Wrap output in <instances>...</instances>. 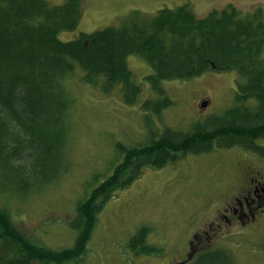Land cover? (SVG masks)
Returning a JSON list of instances; mask_svg holds the SVG:
<instances>
[{
    "label": "trees",
    "instance_id": "16d2710c",
    "mask_svg": "<svg viewBox=\"0 0 264 264\" xmlns=\"http://www.w3.org/2000/svg\"><path fill=\"white\" fill-rule=\"evenodd\" d=\"M80 0L50 5L47 0H0V183L27 194L56 181L68 170L66 151L74 99L66 83L81 71L85 85L108 93L119 86L123 101L137 102L128 56L142 58L156 99L143 107L161 115L173 102L162 81L191 79L209 70H235V103L187 132L164 128L143 144H119L122 161L77 204L71 228L74 244L60 250L31 240L6 210L0 209V252L6 264H65L85 254L97 217L117 191L138 179L145 167L162 168L186 154L238 148L264 159V9L242 15L234 6L198 17L188 4L162 8L153 16L132 12L120 27L108 26L62 41L81 21ZM254 99L249 104L248 100ZM42 187V188H43ZM147 226L127 247L158 254L147 243ZM193 264H234L224 248L201 249Z\"/></svg>",
    "mask_w": 264,
    "mask_h": 264
},
{
    "label": "rangeland",
    "instance_id": "374dc122",
    "mask_svg": "<svg viewBox=\"0 0 264 264\" xmlns=\"http://www.w3.org/2000/svg\"><path fill=\"white\" fill-rule=\"evenodd\" d=\"M47 1L62 5L67 0ZM80 1L81 21L74 31L59 35L62 41H73L80 33L90 34L108 26L120 27L135 11L153 16L162 8L188 4L202 17L226 5L235 6L242 15L256 7L264 9V0ZM127 63L141 90L135 103L123 101L120 85L108 93L101 86L85 85L79 69L67 81L66 88L75 103L69 121L67 171L27 194L3 188L0 183V208L10 213L25 234L50 249L74 244L76 234L71 222L75 208L122 161L119 144H143L151 133L160 135L166 127L185 133L235 103L240 75L235 70H211L191 79L162 81L161 88L173 105L157 115L143 107L146 99L157 97L147 79L153 69L136 56H128ZM248 103H254V99ZM261 143L264 145V140ZM263 166L264 159L255 154L229 148L188 153L162 168L145 167L133 184L115 192L105 204L85 254L66 264H192L186 253L193 235L209 230L211 223L217 227L219 214L232 197L252 185L249 170ZM259 216L240 227L224 226L207 246L226 249L234 264H264V206ZM141 226L150 229L146 240L159 249L158 254L135 255L128 249L129 238Z\"/></svg>",
    "mask_w": 264,
    "mask_h": 264
},
{
    "label": "flooded vegetation",
    "instance_id": "af4514ba",
    "mask_svg": "<svg viewBox=\"0 0 264 264\" xmlns=\"http://www.w3.org/2000/svg\"><path fill=\"white\" fill-rule=\"evenodd\" d=\"M249 171V180L252 181V185L246 189H242L244 191H241V195L232 197L231 202L219 214L220 223L219 225L217 224V227L211 223L209 230H202L200 233L193 235V239L188 244L189 250L186 253V259L193 261L195 255L201 250V247H205L207 242L211 241L213 237L218 236L224 226H227V228L240 227L260 217L259 215L263 212L264 206V166L261 169L254 168ZM255 180L256 184H254ZM182 263L183 261L172 264ZM0 264H6L1 252ZM9 264H20V262L16 263L13 261ZM27 264H35V261L30 260Z\"/></svg>",
    "mask_w": 264,
    "mask_h": 264
},
{
    "label": "bare ground",
    "instance_id": "6f19581e",
    "mask_svg": "<svg viewBox=\"0 0 264 264\" xmlns=\"http://www.w3.org/2000/svg\"><path fill=\"white\" fill-rule=\"evenodd\" d=\"M239 195V194H238Z\"/></svg>",
    "mask_w": 264,
    "mask_h": 264
}]
</instances>
